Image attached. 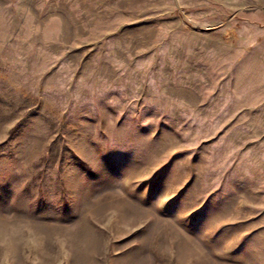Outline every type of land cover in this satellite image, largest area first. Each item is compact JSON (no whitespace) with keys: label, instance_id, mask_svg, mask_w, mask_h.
<instances>
[{"label":"rangeland","instance_id":"374dc122","mask_svg":"<svg viewBox=\"0 0 264 264\" xmlns=\"http://www.w3.org/2000/svg\"><path fill=\"white\" fill-rule=\"evenodd\" d=\"M0 264H264V0H0Z\"/></svg>","mask_w":264,"mask_h":264}]
</instances>
